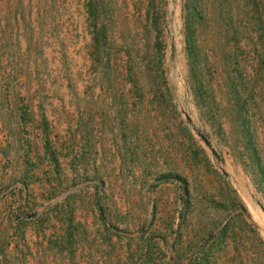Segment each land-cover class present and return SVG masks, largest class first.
<instances>
[{"label":"rangeland","instance_id":"374dc122","mask_svg":"<svg viewBox=\"0 0 264 264\" xmlns=\"http://www.w3.org/2000/svg\"><path fill=\"white\" fill-rule=\"evenodd\" d=\"M105 5L110 56L95 61L86 0H0V264H264L250 233L251 221L264 242V189L231 134L224 80L264 75V0L191 3L205 105L189 84L186 0ZM239 205L249 218L218 243Z\"/></svg>","mask_w":264,"mask_h":264},{"label":"trees","instance_id":"16d2710c","mask_svg":"<svg viewBox=\"0 0 264 264\" xmlns=\"http://www.w3.org/2000/svg\"><path fill=\"white\" fill-rule=\"evenodd\" d=\"M195 0H186L187 17L184 22V34L186 52L189 59L190 79L189 84L191 90L199 103L205 105L210 100V96L205 95L209 87H206L203 79L202 61L208 60L201 45V24L197 23L199 12L196 6H191ZM88 18L92 28V43L93 55L95 61H101L104 56H110L109 45V26H108V12L105 0H86ZM191 10V11H190ZM195 12H198L197 14ZM196 14V15H195ZM225 24V23H224ZM261 30H264V25H260ZM160 33L156 36L157 46H162L160 41ZM264 39V33L261 35ZM264 42V41H263ZM261 57V66H264V56ZM259 65V70L262 69ZM226 82V97L227 110L226 115L229 124L232 125L231 134L239 137L240 148L246 159L243 165L246 169H250V175L254 179H259V183L264 189V151L261 149L258 139L257 129L254 126L253 118L255 116V109L257 108V98L255 95L256 84L264 83V75L254 77H242V75L228 77L224 79ZM206 90V91H205ZM177 175L167 173L160 176L161 180L170 181L175 180ZM258 182V181H257ZM249 218L246 208L239 205L237 218L230 219L214 236L218 243H222L229 237L231 227L240 217ZM250 233L253 235V240L256 243L260 242L264 246V242L259 236L257 229L253 222L250 221ZM208 257H203L193 264H208Z\"/></svg>","mask_w":264,"mask_h":264},{"label":"water","instance_id":"95a60500","mask_svg":"<svg viewBox=\"0 0 264 264\" xmlns=\"http://www.w3.org/2000/svg\"><path fill=\"white\" fill-rule=\"evenodd\" d=\"M172 50V57H174L175 55V50H176V46L175 43L172 44L171 47ZM187 120L192 124V120L189 116H186ZM195 133L197 134V136L202 140V142L205 144V146L208 148V150L211 152L213 158L216 160V162L219 164V166L221 167V171L225 174L228 175V173L226 172V170L223 169V159L221 158V156L217 153V151L213 148L210 140L201 132L199 131L197 128H194Z\"/></svg>","mask_w":264,"mask_h":264}]
</instances>
